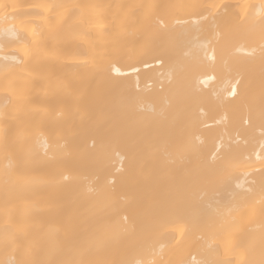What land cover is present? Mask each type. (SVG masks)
I'll use <instances>...</instances> for the list:
<instances>
[{"label":"bare ground","instance_id":"bare-ground-1","mask_svg":"<svg viewBox=\"0 0 264 264\" xmlns=\"http://www.w3.org/2000/svg\"><path fill=\"white\" fill-rule=\"evenodd\" d=\"M0 264H264V0H0Z\"/></svg>","mask_w":264,"mask_h":264}]
</instances>
